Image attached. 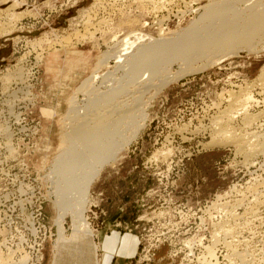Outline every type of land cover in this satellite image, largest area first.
Returning a JSON list of instances; mask_svg holds the SVG:
<instances>
[{"label": "rangeland", "instance_id": "1", "mask_svg": "<svg viewBox=\"0 0 264 264\" xmlns=\"http://www.w3.org/2000/svg\"><path fill=\"white\" fill-rule=\"evenodd\" d=\"M206 2L0 0V264H143V233L162 240L148 264H264V39L145 72L159 89L143 95L85 202L82 180L68 187L72 173L59 171L70 102L92 96L77 91L83 81L123 78L127 57L184 34ZM78 209L89 232L77 231ZM126 236L129 256L112 254Z\"/></svg>", "mask_w": 264, "mask_h": 264}, {"label": "bare ground", "instance_id": "2", "mask_svg": "<svg viewBox=\"0 0 264 264\" xmlns=\"http://www.w3.org/2000/svg\"><path fill=\"white\" fill-rule=\"evenodd\" d=\"M241 4H246L244 5L248 7L246 11L244 6L243 10L240 9ZM203 8V13L194 23H191L184 34L181 32L178 38L174 37L175 39L170 40L169 37V39L143 46L127 57L120 66L125 69L123 78L115 79V74L112 75V73L99 76L95 72L77 88V91H84L88 88L89 94V89H91L93 97L89 95L91 98L85 99L88 101H85L83 106L75 104L74 99L71 100L66 118L70 121V126L67 127L69 130L63 134L61 142L67 146H62L58 164L61 174L65 171L72 173L65 177L66 186L72 187L76 180H82L79 195L81 203L85 202V196L104 164L121 149L120 139L131 120L135 115L137 116L140 105H143V95L152 88L159 89V84H147L141 80L145 72L148 71L151 75H161V71H167V66L179 58L186 65H192L195 61L202 59L211 60L218 56L223 58L232 54L236 49L234 47L250 48L254 46L256 40L264 39V0H208ZM160 55H164L163 60L152 61ZM115 57L118 58L116 61H121L120 54H116ZM97 79L100 80V84L94 87V81ZM259 80L264 87V76ZM160 83H163V80ZM100 87L104 89L100 90ZM242 101L241 96L233 97L230 100L231 109ZM133 128L136 129L137 126ZM248 135L233 136L232 134L230 139L243 146L251 140L252 134ZM261 150L264 151V144ZM76 170L83 171L79 178L76 177ZM69 189L66 191L69 192ZM73 213L80 221L77 231L84 228L89 232L88 224L84 220L81 222L82 209ZM58 226L60 231H63L62 221H59Z\"/></svg>", "mask_w": 264, "mask_h": 264}, {"label": "built area", "instance_id": "3", "mask_svg": "<svg viewBox=\"0 0 264 264\" xmlns=\"http://www.w3.org/2000/svg\"><path fill=\"white\" fill-rule=\"evenodd\" d=\"M142 220H144L142 218ZM147 228L144 227L143 230H146ZM142 234V247H141V259L143 264H148L151 260V256L155 255V249L160 245L159 243L162 241L160 237L157 239H151L150 237L145 240V236Z\"/></svg>", "mask_w": 264, "mask_h": 264}, {"label": "crops", "instance_id": "4", "mask_svg": "<svg viewBox=\"0 0 264 264\" xmlns=\"http://www.w3.org/2000/svg\"><path fill=\"white\" fill-rule=\"evenodd\" d=\"M116 236V235H115ZM130 240L131 242H132V238L131 237H129V238H127V236L126 237H124L121 241H120V244H118L117 243V247H116V251L114 252V253H112V254H115V253H117L118 254V256H120V257H128L129 256V254H128V252L130 251L129 249H123L122 248V246H123V244H122V241L124 242V241H126V240ZM115 240H117V239H115ZM117 242H118V240H117ZM132 244H134V243H131V245ZM134 247H136L135 245H134ZM109 249V248H108ZM139 249H140V242L138 243V245H137V250L139 251ZM118 250V251H117ZM110 252V251H109ZM111 253V252H110ZM103 264H105V263H103ZM114 264H117V263H114Z\"/></svg>", "mask_w": 264, "mask_h": 264}]
</instances>
